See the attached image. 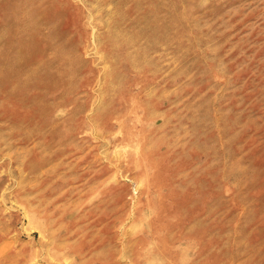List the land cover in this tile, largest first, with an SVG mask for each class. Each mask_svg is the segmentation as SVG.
I'll return each mask as SVG.
<instances>
[{
	"label": "rangeland",
	"instance_id": "1",
	"mask_svg": "<svg viewBox=\"0 0 264 264\" xmlns=\"http://www.w3.org/2000/svg\"><path fill=\"white\" fill-rule=\"evenodd\" d=\"M0 33V264H264V0H0Z\"/></svg>",
	"mask_w": 264,
	"mask_h": 264
},
{
	"label": "bare ground",
	"instance_id": "2",
	"mask_svg": "<svg viewBox=\"0 0 264 264\" xmlns=\"http://www.w3.org/2000/svg\"><path fill=\"white\" fill-rule=\"evenodd\" d=\"M26 1H27V0H26ZM32 1H33V0H32ZM7 2H8V1H7ZM36 2H37V1H36ZM36 2H35V3H36ZM17 3H18V1H17ZM20 3H21V2H20ZM38 3H39V2H38ZM5 4H6V3H5ZM10 4H11V3H10ZM18 4H19V3H18ZM18 4H17V6H18ZM33 4H34V2H33ZM22 6H23V5H22ZM29 6H32V5H29ZM18 7H19V6H18ZM32 7H33V6H32ZM39 7H40V6H39ZM33 8H34V7H33ZM33 8H32V9H33ZM36 8H37V7H36ZM44 8H45V7H44ZM37 9H38V8H37ZM35 11H36V10H34V12H35ZM24 12H25V11H24ZM28 13H29V12H28ZM31 13H32V12H31ZM30 15H31V14H30ZM26 16H27V15H26ZM29 17H30V16H29ZM23 24H24V23H23ZM33 27H34V26H33ZM40 28H42V27H40ZM25 30H26V29H25ZM2 31H3V29H2ZM29 31H31V30H29ZM23 32H24V31H23ZM27 32H28V31H26V32H24V33L27 34ZM17 33H19V32H17ZM29 33H30V32H29ZM39 33H40V32H39ZM0 34H1V33H0ZM37 34H38V33H37ZM16 35H17V34H16ZM21 35H22V34H21ZM21 35H20V36H21ZM23 35H24V34H23ZM12 36H13V35H12ZM25 36H28V35H25ZM38 36H39V35H38ZM2 37H3V36H2ZM20 40H21V39H20ZM25 40H26V39H25ZM30 41H31V40H30ZM6 42H7V41H6ZM6 42H5V44H6ZM16 43H18V42L16 41ZM31 43H32V42H31ZM44 43H45V42H44ZM5 44H4V45H5ZM8 44H9V43H8ZM8 44H7V45H8ZM16 45H17V44H16ZM27 45H28V44H27ZM30 46H31V45H30ZM8 47H9V46H8ZM18 47H19V46H18ZM16 48H17V47H16ZM28 48H29V47H28ZM24 49H25V47H24ZM33 49H34V48H33ZM17 51H18V50H17ZM25 51H26V50H25ZM20 55H21V54H20ZM26 56H28V55L26 54ZM18 58H19V57H18ZM6 64H7V63H6ZM23 68H24V67H23ZM14 70H15V69H14ZM10 73H11V72H10ZM5 80H6V79H5Z\"/></svg>",
	"mask_w": 264,
	"mask_h": 264
}]
</instances>
